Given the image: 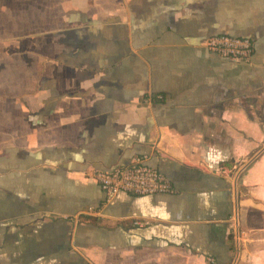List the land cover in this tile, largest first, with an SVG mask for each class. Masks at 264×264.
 <instances>
[{
	"label": "crops",
	"instance_id": "crops-1",
	"mask_svg": "<svg viewBox=\"0 0 264 264\" xmlns=\"http://www.w3.org/2000/svg\"><path fill=\"white\" fill-rule=\"evenodd\" d=\"M6 13L34 23L0 38V264H264V0ZM220 32L251 59L210 50ZM136 155L175 191L107 199L94 172Z\"/></svg>",
	"mask_w": 264,
	"mask_h": 264
},
{
	"label": "built area",
	"instance_id": "built-area-1",
	"mask_svg": "<svg viewBox=\"0 0 264 264\" xmlns=\"http://www.w3.org/2000/svg\"><path fill=\"white\" fill-rule=\"evenodd\" d=\"M206 45L210 50L233 60L248 61L255 49L252 36L233 35L228 32L210 35ZM94 177L105 191L107 199H111L121 190L135 194L175 191L171 179L158 167L148 163L146 155H136L127 165L97 169ZM235 220L238 224L236 213ZM146 222L141 219L134 220L137 225H144ZM212 262H214L213 259Z\"/></svg>",
	"mask_w": 264,
	"mask_h": 264
},
{
	"label": "rangeland",
	"instance_id": "rangeland-1",
	"mask_svg": "<svg viewBox=\"0 0 264 264\" xmlns=\"http://www.w3.org/2000/svg\"><path fill=\"white\" fill-rule=\"evenodd\" d=\"M52 1L55 2L56 0H52ZM42 6H46V5H42ZM41 22H42V27H46L49 23L48 20H44ZM33 23H34L33 19L18 20V19H13V16L9 13L3 15L0 14V38H2L3 36H7V34L12 36L21 31L29 30L30 28L33 27L32 26Z\"/></svg>",
	"mask_w": 264,
	"mask_h": 264
}]
</instances>
